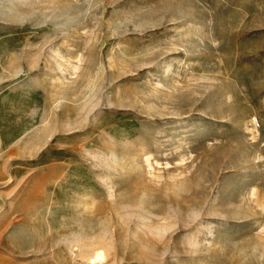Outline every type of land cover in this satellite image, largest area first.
<instances>
[{
    "label": "rangeland",
    "instance_id": "rangeland-1",
    "mask_svg": "<svg viewBox=\"0 0 264 264\" xmlns=\"http://www.w3.org/2000/svg\"><path fill=\"white\" fill-rule=\"evenodd\" d=\"M0 264H264V0H0Z\"/></svg>",
    "mask_w": 264,
    "mask_h": 264
}]
</instances>
